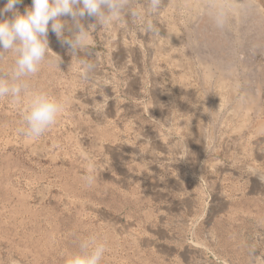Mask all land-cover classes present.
<instances>
[{"label":"rangeland","instance_id":"1","mask_svg":"<svg viewBox=\"0 0 264 264\" xmlns=\"http://www.w3.org/2000/svg\"><path fill=\"white\" fill-rule=\"evenodd\" d=\"M125 19H82L89 79L49 28L27 83L66 109L39 140L0 99V264H64L91 236L101 264H264V0H162L155 33Z\"/></svg>","mask_w":264,"mask_h":264},{"label":"clouds","instance_id":"2","mask_svg":"<svg viewBox=\"0 0 264 264\" xmlns=\"http://www.w3.org/2000/svg\"><path fill=\"white\" fill-rule=\"evenodd\" d=\"M21 3L22 0H6L0 8V54L13 56L9 71L0 75V99L10 98L13 106L23 104L25 127L20 132L29 142H35L57 123L66 109V101L46 90H30L27 83V78L37 74L52 53L49 28L76 58L75 70L80 77L89 79L96 72V64L79 54H92L89 48L93 46L91 33L95 25L85 27L82 19L94 17L108 26L123 24L127 22L125 17L130 16L142 21L143 32L155 33L158 29L148 18L159 15L162 0H145L142 8L136 7L133 0H32L23 12L17 7ZM8 13L10 17L6 16ZM62 17L72 20L71 36H65L67 21ZM215 20L218 26H223L222 13H217ZM106 251V243L91 236L80 242L77 251L65 254L64 264H101Z\"/></svg>","mask_w":264,"mask_h":264},{"label":"bare ground","instance_id":"3","mask_svg":"<svg viewBox=\"0 0 264 264\" xmlns=\"http://www.w3.org/2000/svg\"><path fill=\"white\" fill-rule=\"evenodd\" d=\"M239 5V4H238ZM260 126L261 127H264V123L262 122V123H260ZM262 178H264V177H262Z\"/></svg>","mask_w":264,"mask_h":264}]
</instances>
